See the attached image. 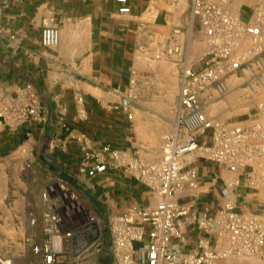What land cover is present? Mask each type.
Instances as JSON below:
<instances>
[{
  "label": "crops",
  "instance_id": "1",
  "mask_svg": "<svg viewBox=\"0 0 264 264\" xmlns=\"http://www.w3.org/2000/svg\"><path fill=\"white\" fill-rule=\"evenodd\" d=\"M127 1L130 11L121 14L112 0H0V98L15 97L29 84L42 116L41 121L19 125L0 118V164L7 162L15 172L25 164L31 177L35 174L47 190L56 189L67 195V201H78L75 227L81 230L75 234L74 248L66 253L65 264L84 256L82 250L78 254L74 250L89 236V218H94L99 231V224L105 225L106 236L113 215L156 202L145 185L112 167L95 177L78 174L84 151L109 146L143 162L145 144L151 137L157 142L162 132L160 122H171L173 112L176 118L184 67H199L202 53L189 38L197 29L188 0ZM249 7L241 2L237 17L247 20ZM50 19L59 28V43L45 48L40 36ZM77 95L82 98L80 104L75 101ZM260 104L262 109H258ZM249 105L256 106L244 121L257 113L264 117V94ZM244 121L230 123H250ZM186 163L196 168L198 185L181 192L179 203L212 213L228 201L236 212L264 221V155L236 172L190 156ZM2 205L0 200V217L15 230L22 211L16 209L15 201L6 211ZM25 222L28 236L23 238L20 252L14 240L10 253L25 259L32 254L41 260L32 249L37 220L29 213ZM38 222L43 242L42 219ZM92 230L95 238V227ZM185 231V241L174 243L182 252H196L198 239L205 234ZM220 247L225 248L226 242ZM105 250L93 254L91 264L101 263L99 257Z\"/></svg>",
  "mask_w": 264,
  "mask_h": 264
},
{
  "label": "built area",
  "instance_id": "2",
  "mask_svg": "<svg viewBox=\"0 0 264 264\" xmlns=\"http://www.w3.org/2000/svg\"><path fill=\"white\" fill-rule=\"evenodd\" d=\"M112 1L119 13H129L127 0ZM188 1L195 28L207 48L197 69L186 66L182 71L176 118L172 131L162 138L160 162H141L132 153L104 146L97 151H84L78 165V174L87 177L103 174L110 167L120 170L145 185L156 198L151 206L130 207L110 218L104 252L112 257L111 264H243L239 262L242 258L264 264V221L236 212L234 204L228 201L212 213L197 212L191 204L177 201L181 192L198 185V172L187 166L186 157L200 158L236 172L264 155L263 116L257 113L244 121L250 123L238 124L210 119L203 111V100L211 102L215 95L224 96L230 79L248 96L264 94V0H251L245 21L213 1ZM58 43L59 28L50 19L44 23L40 44L54 48ZM36 98L29 84L15 97L3 96L0 118L13 125L41 121ZM75 101L80 104L82 98L77 95ZM129 101L130 95L124 102L126 110ZM262 108L260 104L258 109ZM131 117L128 113V119ZM62 222L56 210L42 214L45 239L32 248L41 255L42 264H58L57 254L63 248H74L75 234L81 229L65 231ZM95 223L94 218H89V225ZM187 229L205 234L198 239L196 252H182L174 243L185 241ZM223 242L225 248L220 247Z\"/></svg>",
  "mask_w": 264,
  "mask_h": 264
},
{
  "label": "rangeland",
  "instance_id": "3",
  "mask_svg": "<svg viewBox=\"0 0 264 264\" xmlns=\"http://www.w3.org/2000/svg\"><path fill=\"white\" fill-rule=\"evenodd\" d=\"M217 4L223 6L232 16H237L238 8L241 2L245 1L249 5H251V0H230L229 2H222L221 0H210ZM193 34L189 33V38L193 39L195 44L198 45L199 52L203 53L206 51V42L203 36L197 32V30H193ZM172 53H175L173 50ZM156 59V54L154 55ZM199 65V62L198 64ZM196 65V66H197ZM236 81L234 79L228 80V92L224 96H216L211 102H207L203 100V111L205 115L214 120H226L228 123L230 122H242L244 121L242 118H248V115L252 114L251 109L256 106L250 107L249 104L252 103V100L257 98L254 96H248L243 91L239 90L240 87H235ZM210 93L213 90H209ZM251 108V109H250ZM249 109V110H248ZM255 112V111H254ZM174 120V112L171 117V122H160L161 126V134L157 136L158 141L155 142L154 139L156 137H151V141L145 144V150L143 154H141V159L145 163L149 164H157L161 159V151L160 148L162 146V136L171 132L173 129ZM0 200L3 210H9L10 204L13 202H17L19 211H22L21 218L19 220H15L14 229L11 226L10 221L6 220L4 223L3 218L0 217V264H5L6 262H10L11 264H42V261L38 258V256L30 255L25 259L21 254H11L10 250H13V242L14 240L18 243V250L20 252V244L22 243L23 238L27 235L26 227L27 215L31 213L34 215V218L37 220V225L39 224V220L42 219V214L47 210H56L58 211L62 218V228L66 231L75 227V224L78 222V218L74 217V213L80 212V206L78 201L70 200L67 201V195L62 194V192L54 190L50 188L43 187V183L39 181V178L33 174V178L31 177V170L27 169L25 164H22V167H19L17 172H15L10 164L7 162H2L0 164ZM47 192L46 198L43 197V194ZM153 200L156 201V198L153 196ZM77 216V215H76ZM79 224V223H78ZM35 225L34 233H33V247L34 244L42 242V236L39 228V225ZM96 224L91 225V229L88 233V238L81 243L77 244L75 250H81L83 246L88 242H91L94 239V233L92 232V228L95 227ZM37 226V227H36ZM104 227L105 225L99 224L100 236L99 243L94 244L92 246L89 245L82 252L84 254L83 257L77 259V261H73V264H79L80 262H84L86 264H91L93 262V254L98 252V250H104V243L106 236L104 235ZM37 228V229H36ZM38 238V239H36ZM89 248V250H88ZM70 251V250H69ZM72 251V250H71ZM99 251V252H100ZM68 251H64V248L61 250L59 254H57V262L61 264V260H65L62 264L66 263L65 256ZM89 259V260H88ZM241 263H255L252 259L242 258L239 260ZM256 264V263H255Z\"/></svg>",
  "mask_w": 264,
  "mask_h": 264
},
{
  "label": "water",
  "instance_id": "4",
  "mask_svg": "<svg viewBox=\"0 0 264 264\" xmlns=\"http://www.w3.org/2000/svg\"><path fill=\"white\" fill-rule=\"evenodd\" d=\"M99 260L102 264H111L112 257L110 256V254L104 252L100 255Z\"/></svg>",
  "mask_w": 264,
  "mask_h": 264
},
{
  "label": "bare ground",
  "instance_id": "5",
  "mask_svg": "<svg viewBox=\"0 0 264 264\" xmlns=\"http://www.w3.org/2000/svg\"><path fill=\"white\" fill-rule=\"evenodd\" d=\"M99 235H100V231L97 229V227H96V234H95V238L89 243V244H87L84 248H82L81 250H83V249H85L86 247H88L89 245H91L98 237H99ZM81 250H78V251H76V250H74V253L75 254H78ZM5 264H11L10 262H6Z\"/></svg>",
  "mask_w": 264,
  "mask_h": 264
}]
</instances>
